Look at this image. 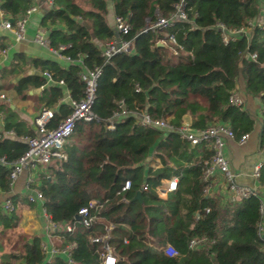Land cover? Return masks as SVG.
<instances>
[{"label":"trees","instance_id":"trees-1","mask_svg":"<svg viewBox=\"0 0 264 264\" xmlns=\"http://www.w3.org/2000/svg\"><path fill=\"white\" fill-rule=\"evenodd\" d=\"M83 1L87 8L75 0H50L39 18L49 48L66 57V65L50 59L31 61L51 78L39 97L44 107L52 109L49 126L69 113L67 103L57 104L63 95L73 100L83 96L80 72L99 68L91 104L96 118L75 123L63 147L65 159L49 167L48 178L42 177L37 186L50 220L73 226L70 232L57 231L61 247L74 243L73 264H101L105 243L114 264H264V240L257 235L264 195V22L254 21L259 0ZM108 2L113 16L128 25L127 33L106 22ZM179 2L184 19L145 29L157 18L169 19ZM31 3L0 0V11L15 19ZM219 24L225 30L246 31L224 43ZM170 36L175 44L167 43ZM115 39L128 40L130 50L104 58L102 45ZM2 40L0 50L5 48ZM157 41L163 43L156 45ZM21 62L23 56L13 53L0 80L17 73ZM237 82L241 98L258 99V118L228 101L229 93L238 91ZM45 83L41 76L25 74L11 88L24 98L27 90ZM121 109L125 113L115 116ZM6 110L2 130H11L13 136L0 131L2 193L10 188L9 164L26 148L19 137L33 135ZM141 114L151 120L164 118L170 128L142 125ZM183 122L191 129L222 123L235 139L257 124V146L263 152L256 178L258 195L221 203L203 194V161L212 151L208 143L190 145L181 138L176 128ZM171 177L176 178V188L159 195L157 187ZM125 180L130 186L119 200L115 192ZM135 192L139 199L133 198ZM91 200L100 205L89 210L97 219L84 227L74 216ZM15 222L13 210L0 209V236ZM106 225L111 226L108 237L91 242L90 238L105 234ZM200 237L197 246L188 247L189 239ZM10 239L9 250L0 253V264H65L60 253L44 260L38 236L30 241L19 235ZM165 245L179 255H165L161 250Z\"/></svg>","mask_w":264,"mask_h":264},{"label":"built area","instance_id":"built-area-1","mask_svg":"<svg viewBox=\"0 0 264 264\" xmlns=\"http://www.w3.org/2000/svg\"><path fill=\"white\" fill-rule=\"evenodd\" d=\"M180 2L176 5V11L174 14L170 16L169 19L165 18H157L153 23L145 26V29H152L155 27H163L168 25L171 22V19L178 18L184 19L185 16L180 9ZM36 10V6L28 7L24 13L9 20H1L0 27L12 34V37L15 41L21 40L24 37L25 24L28 18V15ZM114 27L115 29L121 33L125 34L128 31V25L120 18L114 17ZM222 31L221 40L225 43L228 39H234V36L239 33H245L244 28H238L233 30H225L222 25H217ZM33 41L41 46H44L48 49V41L46 38L45 29L39 26L33 35ZM157 43L162 44V41H157ZM167 43L175 44V40L173 37H169ZM59 49H62L63 46H59ZM53 53H57L50 49ZM130 50V44L128 40L115 39L105 42L101 47V55L104 58H108L110 55L119 52H128ZM5 52L4 49L0 50V54ZM175 53L174 50H172ZM62 59L67 61L66 57L60 56ZM253 58V55L250 56ZM46 81L51 82V78L49 73L46 71L43 72ZM99 75V68L94 67L92 69H83L79 76L80 79L84 82L83 96L79 100L70 99L67 96V104L69 106V113L61 118L54 126H49V120L52 117V109L41 107L39 111L35 114L33 118V125L35 128V132L32 136L23 137L24 142L26 143L25 150L9 164L8 170V179H9V187L12 186L15 179L21 174L24 170H32L36 167H44L51 163H59L63 161L66 157L64 152V145L68 141V137L71 134L73 127L77 121H91L96 117L91 110V104L94 100L95 94V83L96 78ZM57 84H62L61 80L56 81ZM4 97V94L0 92V98ZM61 100V99H60ZM228 101L235 105H243V99L238 91H231L228 95ZM125 111L121 109L118 113L114 115L124 114ZM139 122L142 125H151L161 129H168L170 126L167 124L164 118L160 119H150L147 115L141 114L139 118ZM107 127H112V123L109 120ZM177 133L183 139H185L190 145H196L199 143H208L211 148V156L209 159L203 161L204 170H203V179L206 184L202 189L203 194L209 193L210 187V176L212 172L215 170L223 175L227 182L228 190L232 191L235 196L238 197H246L250 195H258L257 189H249L246 187L236 186L232 178L234 174L228 168L227 161L223 155V146L225 139L234 140L232 132L230 129L222 123H210L203 128L200 129H191L188 122H183L179 127L176 128ZM11 133V131L9 132ZM248 137L247 133L241 134L235 141L238 144H241ZM0 162L3 163V159L0 158ZM260 162H257L253 165L251 177L256 181L258 176ZM31 181V180H29ZM164 183V185H162ZM160 186L157 187V190L160 194H165L167 192L173 191L176 188V178L171 177L166 181H163ZM130 183L128 180L123 181L119 190L115 192V195L119 196V200H124L122 193L129 189ZM28 201L30 202H40L42 203V195L38 188L32 187L31 194L27 196ZM12 203L7 198L3 201V209L6 211L12 210ZM100 207L99 204L94 201H89L86 206L80 207L77 210V215H79V221L82 226H89L96 218L94 214H91L89 210L91 208ZM43 210V209H42ZM259 211L262 214L263 208L262 203H260ZM44 217L46 219L47 227L49 230L53 231H66L70 232L73 229V226L68 223H55L50 220V218L45 214L43 210ZM110 225L105 226V234L90 238L91 242L100 241L106 237H108V230L110 229ZM257 235L264 240V229L261 223L257 226ZM203 238L199 239L191 238L188 241V247L192 248L197 246L199 241H202ZM74 246V243H68L59 251H52L51 253H61L65 259V264H73L71 260V248ZM103 253L101 264H114L115 257L111 253V248L105 243L102 246ZM162 252L169 256L175 257L178 256L179 253L175 249H173L169 245H165L161 247Z\"/></svg>","mask_w":264,"mask_h":264},{"label":"crops","instance_id":"crops-1","mask_svg":"<svg viewBox=\"0 0 264 264\" xmlns=\"http://www.w3.org/2000/svg\"><path fill=\"white\" fill-rule=\"evenodd\" d=\"M109 1V0H107ZM31 6H36V10L28 15L24 37L21 40L15 41L12 34L0 27V37H2V43L4 44L5 52L0 54V73L7 67L13 53H20L23 56V62L19 63V70L17 73L6 77L5 80H0V83H4L0 92L4 94V97L0 98V131L3 135L12 137L13 132L11 130L3 129V116L6 114V107L11 112V118L14 120L21 121L25 128L30 130L32 134L35 132L33 125V118L35 114L44 107L43 102L40 101L39 97L41 91L49 83L43 75V71H40L38 67L33 66L31 61L34 59H45L55 60L61 66L66 65V61L60 57L59 54L53 53L50 49L41 46L33 41V35L35 30L39 27V18L41 13L47 9L50 5V0H31ZM75 2L81 8H87L88 5L81 0H75ZM259 12L255 17L254 21L264 22V0H259ZM107 13L105 18L109 21V26L114 25V16L111 12L110 3H107ZM8 16H5L0 11V22L1 20H8ZM25 74H36L41 76L45 80L43 86L37 88L32 87L26 91V96L22 98L15 94L11 85L22 75ZM237 89L239 91L240 84L237 82ZM34 89H39L38 92H33ZM241 94V92L239 91ZM243 108L248 110L250 114L256 119L259 117L260 104L256 97L244 96ZM67 103V95H63L61 100L57 102ZM56 104H54L55 107ZM51 109V108H50ZM257 130L258 125L255 124L254 129L248 133V137L241 144H238L235 139H225L223 146V155L227 161L228 168L234 174L232 181L236 186L246 187L249 189H259L257 182L251 177L253 165L260 162L263 156V152L259 150L257 146ZM11 131V133H9ZM23 140V137H19ZM56 163H51L44 167H36L32 170H24L13 182L7 193L0 192V209H3V201L9 199L12 203V210L16 218L14 232L12 228H8L4 234L11 236V238L19 235L20 240L30 241L31 236H38L40 238L41 249L43 250L45 261H49V258L57 253H51L52 251L61 250L60 239L57 231L49 230L47 227L46 219L43 214V208L40 202H30L27 196L31 194V188L37 187L42 177H47L49 174V167H55ZM31 180V181H29ZM163 183V182H161ZM210 187L208 195L214 196L220 199L221 203L225 200L232 201L236 196L234 193L227 188V182L222 174L217 171H213L210 176ZM164 185V183L162 184ZM159 193V192H158ZM159 195H163L160 194ZM262 203V217L260 223L264 229V195L261 200ZM222 205V204H221ZM10 239V238H9ZM2 241H6L2 239ZM2 242L0 253L9 250V245L5 248V242ZM61 254V253H60ZM63 255V254H62ZM21 262L18 261V264Z\"/></svg>","mask_w":264,"mask_h":264},{"label":"rangeland","instance_id":"rangeland-1","mask_svg":"<svg viewBox=\"0 0 264 264\" xmlns=\"http://www.w3.org/2000/svg\"><path fill=\"white\" fill-rule=\"evenodd\" d=\"M106 22L109 23V21H107V20H106ZM10 230H11V229H10ZM15 230H16V229L12 228L11 231L14 232ZM0 237H1L2 239H5V240H6V241H4L5 243L2 241V242L5 244L4 247L6 248V247L10 244L11 239H10V241H8V240H9L8 238H11V236L8 235V236L5 237V235H2V236H0ZM9 246H10V245H9ZM1 247L3 248L2 245H1Z\"/></svg>","mask_w":264,"mask_h":264},{"label":"water","instance_id":"water-1","mask_svg":"<svg viewBox=\"0 0 264 264\" xmlns=\"http://www.w3.org/2000/svg\"><path fill=\"white\" fill-rule=\"evenodd\" d=\"M8 20H9V21H12V18L9 17ZM156 45H160V43H157V42H156ZM38 91H39V89H34V90H33V92H38ZM133 198H134V199H139V192H135ZM74 218H75V219H79V215L76 214V215L74 216Z\"/></svg>","mask_w":264,"mask_h":264}]
</instances>
